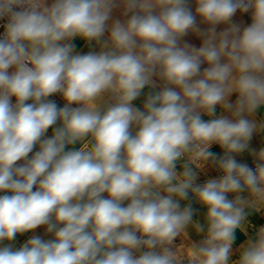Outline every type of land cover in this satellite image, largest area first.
<instances>
[{
    "label": "clouds",
    "instance_id": "obj_1",
    "mask_svg": "<svg viewBox=\"0 0 264 264\" xmlns=\"http://www.w3.org/2000/svg\"><path fill=\"white\" fill-rule=\"evenodd\" d=\"M195 3L0 0V244L53 236L0 247V264H264V227L232 259L236 230L264 212V149L254 170L235 159L264 131V0ZM118 7L128 18L109 25ZM77 37L100 51L75 53ZM208 166L222 175L196 183Z\"/></svg>",
    "mask_w": 264,
    "mask_h": 264
},
{
    "label": "crops",
    "instance_id": "obj_2",
    "mask_svg": "<svg viewBox=\"0 0 264 264\" xmlns=\"http://www.w3.org/2000/svg\"><path fill=\"white\" fill-rule=\"evenodd\" d=\"M48 4L50 5L52 3V0H47ZM188 7L191 8V10L193 11V13H195V8H196V3L195 0H188ZM123 9L122 7H118L115 8L113 10V12L111 13V19L109 20V25H111V23L114 20H121L124 21L126 20L128 17L123 16ZM232 21L238 24H241L242 26H247L251 23V12L248 13H241L239 11H237V13L232 17ZM197 22L200 26V28L202 30H205L209 27V25L205 24V23H201L200 22V18L197 16ZM217 32L224 30L227 25L225 24H220L217 25ZM109 33H105V36L103 37V39H107L108 38ZM187 42L197 48H199L202 45V38L196 36L193 33H189L188 35H186L185 37L182 38L181 43ZM71 43L74 46V50L75 53H79V54H87L90 51H95V52H99L100 48L99 45L96 44H88L87 42H85L83 39L77 37L75 39H73L71 41ZM204 67H207V65H202V69ZM11 71V70H10ZM150 91H158V89H150L148 87H146L145 89L142 90V94L141 96L136 99L135 101H133V105L137 108H141L143 109V104L146 98V95L150 92ZM237 97V94H233L229 99L230 102H235ZM49 100H53L56 102V104L58 105V107H63L65 101L63 100L62 97H58L56 95H53L51 97L48 98ZM31 101H28V103H30ZM12 103H15V97L12 98ZM75 106H79V105H73ZM220 115H229V113H225L222 111V109L217 106L216 109V117H219ZM204 120H208L209 117L204 115L202 117ZM215 118V117H214ZM254 118L257 122H264V120L261 119V117L259 116V114L256 112ZM52 131L53 129H49L48 132L46 133L47 137H50L52 135ZM73 146H69V148H71ZM75 147H79V145H76ZM254 149L256 152H259L261 149H264V131H256L252 134V138L249 142V150H245L243 153L236 155L235 159H237L238 162L240 163H245V164H249L253 161H255V158L253 155L250 154V150ZM38 150V146L37 148H34L33 153H30L29 156H31L32 154H34V152ZM210 151H212L213 153H215L217 156H221L223 155V151L222 149H220V147L218 145H213L210 149ZM18 164L21 162H17ZM181 165L178 164L177 165V171H181ZM197 171L199 172V178L196 181V183L198 184H203L205 183L208 179L210 178H218V172L216 169L208 166L206 167L204 170H199L197 169ZM105 196L107 194H104ZM234 198V194H229V199ZM189 202L192 203L193 208L196 210L195 214L193 216L194 220L203 222L204 221V217L206 214L207 209L204 208L203 206H201L199 203H197L195 200H191V201H181V207L183 208L184 206H186V204H188ZM127 202H125V206H126ZM249 221L250 223L246 226V233L245 234V238L238 244L233 245V256L232 259L235 260L238 258L239 256V247L241 244L245 243L247 241V239L249 237H254L256 235V232L259 230V228L264 227V212H255L252 211L250 216H249ZM34 235H38L40 236L42 239L44 240H49L52 239L53 236L52 234H46L45 232V226H40L34 230H31L29 232L23 233V234H17L16 238L14 241H5L2 244H0V247H3L9 243H11L12 247L14 250L19 249L29 238H31ZM189 237L191 240L193 241H199L203 238L202 235H197L192 229H189Z\"/></svg>",
    "mask_w": 264,
    "mask_h": 264
},
{
    "label": "water",
    "instance_id": "obj_3",
    "mask_svg": "<svg viewBox=\"0 0 264 264\" xmlns=\"http://www.w3.org/2000/svg\"><path fill=\"white\" fill-rule=\"evenodd\" d=\"M256 112L259 114L261 119L264 120V106H261ZM236 235H237V240L235 244L240 243L245 238L244 232L241 231L240 229L236 230Z\"/></svg>",
    "mask_w": 264,
    "mask_h": 264
},
{
    "label": "built area",
    "instance_id": "obj_4",
    "mask_svg": "<svg viewBox=\"0 0 264 264\" xmlns=\"http://www.w3.org/2000/svg\"><path fill=\"white\" fill-rule=\"evenodd\" d=\"M5 23H7V19L5 18V19H0V36H2L3 35V32L5 31V29H4V27H3V25L5 24ZM54 95H56V96H58V97H62V95L61 94H59V93H57V94H54ZM250 168H252L253 170L255 169V161H253V162H251V163H249V164H247ZM222 175V173H220V172H218V176H221Z\"/></svg>",
    "mask_w": 264,
    "mask_h": 264
},
{
    "label": "rangeland",
    "instance_id": "obj_5",
    "mask_svg": "<svg viewBox=\"0 0 264 264\" xmlns=\"http://www.w3.org/2000/svg\"><path fill=\"white\" fill-rule=\"evenodd\" d=\"M183 242H184V241L182 240V238H179V237H178V238L175 240L174 243H175V245L178 246V245H180V244L183 243Z\"/></svg>",
    "mask_w": 264,
    "mask_h": 264
}]
</instances>
